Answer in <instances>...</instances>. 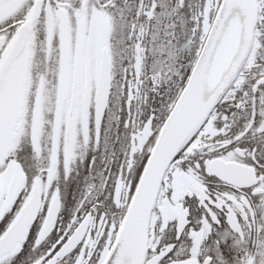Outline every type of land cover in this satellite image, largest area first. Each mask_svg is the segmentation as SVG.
<instances>
[{"label": "snow or ice", "instance_id": "6c2138e0", "mask_svg": "<svg viewBox=\"0 0 264 264\" xmlns=\"http://www.w3.org/2000/svg\"><path fill=\"white\" fill-rule=\"evenodd\" d=\"M0 264H264V0H0Z\"/></svg>", "mask_w": 264, "mask_h": 264}]
</instances>
